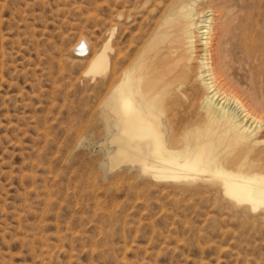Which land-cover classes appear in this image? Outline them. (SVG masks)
Masks as SVG:
<instances>
[{
	"label": "rangeland",
	"instance_id": "1",
	"mask_svg": "<svg viewBox=\"0 0 264 264\" xmlns=\"http://www.w3.org/2000/svg\"><path fill=\"white\" fill-rule=\"evenodd\" d=\"M183 1L0 0V264H264L263 209L234 204L206 176L157 181L113 162L106 102L127 81L137 93L138 77L167 97L179 73L154 55ZM196 9L213 17L214 68L224 57L233 89L264 102V0ZM105 50L107 70L89 73ZM193 65L164 103L172 136L205 119ZM261 144L239 148L264 161Z\"/></svg>",
	"mask_w": 264,
	"mask_h": 264
},
{
	"label": "bare ground",
	"instance_id": "2",
	"mask_svg": "<svg viewBox=\"0 0 264 264\" xmlns=\"http://www.w3.org/2000/svg\"><path fill=\"white\" fill-rule=\"evenodd\" d=\"M196 2L183 1L175 7L164 37L157 42L159 47L154 56H161L160 62L170 67V73H179L166 83L167 97L151 92V84L143 85V78L138 77L137 93L132 82L127 81L119 84L115 97L106 102L118 130L113 140L117 145L113 162L138 164L141 172L157 181H191L206 176L219 181L225 197L234 204L252 211L264 210V161L251 160L248 151L239 148L241 141L264 143V102L253 97L245 99L233 89L224 57L218 59V70L214 68L213 17L209 12L199 14ZM252 54L249 51V56ZM196 59L199 79L206 89L202 103L205 119L189 127L182 136H172L170 128L164 126L163 119L168 113L164 103L171 91L182 90ZM258 60L260 64L261 58ZM108 65L105 50L93 60L89 73H103ZM224 165H237L234 167L248 172L229 171Z\"/></svg>",
	"mask_w": 264,
	"mask_h": 264
}]
</instances>
